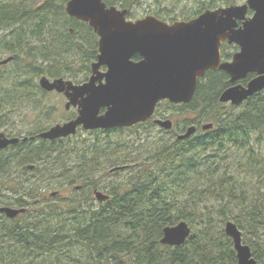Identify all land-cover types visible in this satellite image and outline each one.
Instances as JSON below:
<instances>
[{
    "label": "trees",
    "instance_id": "trees-1",
    "mask_svg": "<svg viewBox=\"0 0 264 264\" xmlns=\"http://www.w3.org/2000/svg\"><path fill=\"white\" fill-rule=\"evenodd\" d=\"M67 1L0 0V51L12 57L0 65V126L12 121L8 114L16 108L47 121L50 112L44 114L38 102L47 92L38 79L65 77L61 71L71 68L70 56L88 63L96 58L97 35L88 23L67 15ZM155 1L153 14L163 19L156 12L164 10V0ZM104 2L128 9L130 17L134 0ZM229 85L225 72L208 70L191 101L178 104L196 113L185 126L213 124L183 140L137 133L141 126L155 127L149 119L128 128L90 130L89 143L37 138L1 150L0 206L26 210L14 218L0 213V264H237L224 231L228 220L264 264V89L236 106L219 101ZM75 115L73 110L71 118ZM124 130L130 133L123 138ZM118 166L126 175L100 182L101 174L122 170L110 171ZM58 183L73 188L69 197L51 196ZM95 189L109 197L96 202ZM181 220L191 227L186 241L161 244L163 228Z\"/></svg>",
    "mask_w": 264,
    "mask_h": 264
},
{
    "label": "water",
    "instance_id": "water-1",
    "mask_svg": "<svg viewBox=\"0 0 264 264\" xmlns=\"http://www.w3.org/2000/svg\"><path fill=\"white\" fill-rule=\"evenodd\" d=\"M248 9L253 11L249 18L246 17ZM65 11L87 22L98 36L97 59L90 64L88 80L82 83L47 76H41L38 82L47 92L62 93L66 98L65 109L75 107L77 115L34 136H7L0 132V151L36 137L49 141L65 138L76 134L80 127L111 129L145 122L161 100L174 104L190 102L199 78L210 69L226 72L233 83L220 93L222 103L239 105L264 89V0L207 9L193 19L172 23L151 14L128 20L126 9L107 6L103 0H68ZM222 41L239 47L230 61H221ZM135 55L139 56L138 60L133 59ZM11 59L8 56L0 60V65ZM102 66L106 67L105 71L100 69ZM250 72L257 75L245 86L235 83ZM101 109L105 111L100 113ZM153 122L165 130L173 125L170 119L155 118ZM212 126L204 123L201 129L206 131ZM196 129L195 125H189L176 137L178 140L189 138ZM93 194L98 201L109 197L97 189ZM25 210L0 206V213L7 218H14ZM224 231L232 239L237 264H258L232 220L224 223ZM190 233V225L181 220L163 228L160 243L179 246Z\"/></svg>",
    "mask_w": 264,
    "mask_h": 264
},
{
    "label": "rangeland",
    "instance_id": "rangeland-1",
    "mask_svg": "<svg viewBox=\"0 0 264 264\" xmlns=\"http://www.w3.org/2000/svg\"><path fill=\"white\" fill-rule=\"evenodd\" d=\"M245 0H230V4H241ZM224 0H164L160 7L164 10L157 11L159 15L163 19H165L168 22H171L176 19H184L191 17L192 14L196 13L199 10L205 9V7L210 6V9H213L215 7L220 6H227L229 4H224ZM173 4H175L173 6ZM174 8V9H172ZM158 9V4L155 0H134L131 5H129V10L131 12V19H136L142 16H145L146 14H149L148 12L152 13L155 12ZM167 11L168 13L164 12ZM1 34V32H0ZM233 48L229 50V52H233ZM6 56H8L7 52L0 51V58L3 59ZM72 61L71 68L65 69L61 71L64 73L66 79L77 80L82 81L85 78L89 76V73L86 71L88 63L84 58L79 57H69ZM49 77V76H47ZM55 78V77H54ZM220 95V94H219ZM39 106L44 108L45 112L44 114H48V120L46 121L44 119L45 116L43 115H36L35 113H32L31 111H28L29 109H20L16 108L17 110L9 112V117L12 118V121H10L8 124L0 126V132H6L8 133H17L20 134V136H27L28 132L34 131L35 129H43L48 128L51 125H54L56 123H62L69 118H71V115L73 114V110L75 109L71 108L70 110H66L64 107V104L66 102V98L63 96L62 93H58L56 91L47 92V94L42 95L40 99L38 100ZM73 109V110H72ZM157 117H160V115L171 119L174 123V129L173 131L179 132L180 130L185 129V120H193L196 118L195 112H188L184 109H180L178 105L175 107H172L171 105H165V101L163 104L158 108L157 110ZM160 114V115H159ZM40 117V118H38ZM204 122V121H203ZM207 123V122H204ZM192 124V123H191ZM195 124V123H193ZM203 124V123H201ZM198 131L201 132L200 125ZM190 125V124H189ZM188 126V125H187ZM172 130H165L162 128H159L158 126H155L154 128L145 127H139L137 133L142 134V136H148L149 138H157V137H163V138H173L175 134ZM172 131V132H171ZM6 133V134H8ZM130 133L129 130H124L122 132V137H126ZM119 134V133H117ZM102 136V134H101ZM94 140V134L90 133L89 131H85L83 129H79L78 132L70 136L68 138L62 139L60 144L67 145L72 142L81 143V142H91ZM30 168V167H29ZM101 174V173H100ZM98 174V176L100 175ZM126 175V169L119 170L117 174L110 173L109 175L100 176V182L104 183L107 180H112L113 178H120L122 176ZM76 187H79L78 185L74 186V189ZM73 189V188H72ZM71 187H67L63 184H56L52 191L58 193V196L62 198L69 197V194L71 192ZM56 193L54 195H56ZM51 194V196H54ZM50 196H48L49 198ZM95 199V198H94ZM98 202L97 200H95Z\"/></svg>",
    "mask_w": 264,
    "mask_h": 264
},
{
    "label": "flooded vegetation",
    "instance_id": "flooded-vegetation-1",
    "mask_svg": "<svg viewBox=\"0 0 264 264\" xmlns=\"http://www.w3.org/2000/svg\"><path fill=\"white\" fill-rule=\"evenodd\" d=\"M246 1V0H245ZM215 8H218V7H215ZM215 8H213V9H215ZM206 10V9H205ZM204 10H202L201 12H203ZM200 12V13H201ZM199 13V14H200ZM199 14H197L196 16H198ZM253 14V12L252 11H250V10H247V13H246V15H247V17L249 18L251 15ZM195 16V17H196ZM194 18V17H193ZM189 19H192V18H189ZM189 19H186V18H184V19H178V20H189ZM241 24V21L240 20H238V26ZM226 47H232L233 48V52H235V51H237V50H239V48H238V46L237 45H235V44H228L226 41H223L222 42V44H221V47H220V51H221V60L222 61H230L231 59H232V54H233V52L232 53H230V54H225L224 52H223V49H225ZM231 48V49H232ZM134 60H138L139 59V57L138 56H134V58H133ZM102 71H105V69H106V67L105 66H102L101 68H100ZM206 75V74H205ZM205 75H204V77L203 78H205ZM257 74L256 73H254V72H250V73H248L244 78H242V79H240V80H238V81H236V83H240V84H242V85H246L247 84V82L251 79V78H253L254 76H256ZM90 76V75H89ZM89 76L85 79V80H88V78H89ZM228 79H229V76H228ZM84 80V81H85ZM245 81L244 82V84L241 82V81ZM83 81V82H84ZM229 82H230V80H229ZM230 83H232V82H230ZM227 104H230V103H227ZM105 110L104 109H101L100 110V113H103ZM196 126L197 127H199V125H197L196 124ZM180 132H182V130H180L179 131V133Z\"/></svg>",
    "mask_w": 264,
    "mask_h": 264
},
{
    "label": "bare ground",
    "instance_id": "bare-ground-1",
    "mask_svg": "<svg viewBox=\"0 0 264 264\" xmlns=\"http://www.w3.org/2000/svg\"><path fill=\"white\" fill-rule=\"evenodd\" d=\"M101 237V236H100ZM203 250V249H202Z\"/></svg>",
    "mask_w": 264,
    "mask_h": 264
}]
</instances>
